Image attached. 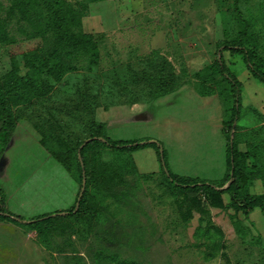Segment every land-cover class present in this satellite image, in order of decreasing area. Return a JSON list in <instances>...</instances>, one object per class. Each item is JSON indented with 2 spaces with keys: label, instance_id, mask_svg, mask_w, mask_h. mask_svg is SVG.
Here are the masks:
<instances>
[{
  "label": "rangeland",
  "instance_id": "rangeland-1",
  "mask_svg": "<svg viewBox=\"0 0 264 264\" xmlns=\"http://www.w3.org/2000/svg\"><path fill=\"white\" fill-rule=\"evenodd\" d=\"M59 6L54 30L47 27L55 10L49 0H0V93L10 90L6 107L16 119L0 160L9 210L31 218L75 203L80 178L52 151L74 153L92 135L93 120L116 140L161 142L172 172V163L188 172L211 165L200 179L223 182L228 143L219 106L207 99H222L225 114L231 98L211 65L218 45L236 37L244 21L264 57V0H61ZM71 9L82 15L68 24ZM81 31L92 35V50L73 46ZM225 61L243 82L234 139L248 155L249 190L264 193V83L240 55ZM156 66L172 77V87L185 86L172 103L147 104L156 83L141 79ZM128 103L146 104L128 111ZM99 156L113 173L111 188L87 187L101 209L94 225L75 216L52 231L0 223V264H264L260 208L247 219L214 207L204 193L175 188L152 146L132 154L102 146ZM223 201H230L227 193Z\"/></svg>",
  "mask_w": 264,
  "mask_h": 264
},
{
  "label": "trees",
  "instance_id": "trees-1",
  "mask_svg": "<svg viewBox=\"0 0 264 264\" xmlns=\"http://www.w3.org/2000/svg\"><path fill=\"white\" fill-rule=\"evenodd\" d=\"M55 10L51 13L48 28L59 30L61 24L59 19L53 22L54 18L59 17L61 0H49ZM86 3H93L103 0H84ZM64 18L69 21L68 24H73L82 13L71 9L67 11ZM48 21V20H46ZM245 24L238 35L232 39L226 40L218 45L216 50L217 60L212 63L211 68L214 72L222 75L223 90L228 93L231 99V104L225 108L224 114V131L227 135V169L228 172L220 184L207 182L200 178L181 176L174 172L169 167L167 154L161 142L155 140H116L105 134V123L97 121L90 122L92 135L78 142L75 152L52 151V156L62 164L69 172L76 173L80 178L81 187L78 192L75 203L66 210H58L52 213H46L39 216L25 218L22 215L16 214L9 210L5 192L0 186V222L12 225H26L32 229H45L47 231L56 230L62 221L69 216H75L81 221L87 222L89 225H94L96 219L100 215V207L89 193L87 187L91 185L104 188H111L112 170L100 162V150L102 146H106L113 151L132 154V152L152 146L156 149L160 162L162 173L165 178L177 189L185 192H198L208 195L214 207L224 209H232L234 213H242L245 218L256 209L260 208L264 213V193H251L248 182L251 179L252 173H246L245 162L248 155L241 154L237 149L236 128L242 108V91L243 82L237 77L234 71L230 69L225 61V55L233 57L240 55L244 61L247 70L251 75L264 83V57L258 51L257 47L250 41L249 23ZM82 32V31H81ZM92 35L82 32L79 36L74 37L73 46L87 47L89 50L93 48L91 45ZM155 74H150L146 78L143 75V80H151L156 83L155 91H150V99L157 98L161 95L174 91L172 87V77L167 76L164 67L155 68ZM170 77V78H169ZM169 79V81H168ZM129 81L130 79H126ZM147 82V81H145ZM150 83V82H149ZM127 86L126 84H124ZM160 85V87H159ZM0 93V157L4 154L8 144L10 143L16 127V119L7 110V101L5 95ZM96 95H91L90 99H96ZM82 99V98H81ZM229 127V132L225 130V126ZM227 193L230 196V201L225 204L223 194Z\"/></svg>",
  "mask_w": 264,
  "mask_h": 264
},
{
  "label": "crops",
  "instance_id": "crops-1",
  "mask_svg": "<svg viewBox=\"0 0 264 264\" xmlns=\"http://www.w3.org/2000/svg\"><path fill=\"white\" fill-rule=\"evenodd\" d=\"M183 87H185V86H181L180 88H178V89H176V90H174V91H171V92H169V93H166V94H164V95H161V96H159V97H157V98H153V99H150L151 101L149 102V103H147V104H154V103H156V102H159V104L160 103H165V104H168V103H172V102H174V95L173 94H177L178 92H180V90L183 88ZM191 87H194V86H191ZM174 99V100H173ZM205 101H206V99H205ZM207 101H208V103L209 102H211V103H215V104H217V106H219V120L221 121V123L220 124H218L219 125V128L221 129V131H222V133L225 135V138H226V140H227V137H226V133H225V131H224V122H223V120H224V109H223V102H222V99H207ZM212 101H214V102H212ZM146 103H139V104H135V105H131L130 103H128L127 105H126V109L128 110V111H133L134 110V108H137L139 105L141 106V105H145ZM144 117H146V116H144ZM128 117L126 118V120L128 121ZM123 119H119V120H117V121H122ZM116 121V122H117ZM131 121H132V119H131ZM115 121H113V123H114ZM12 139H13V137H12ZM12 139H11V141H10V143L8 144V146L11 144V142H12ZM8 146H7V148H8ZM227 146V145H226ZM7 148H6V150H7ZM5 150V151H6ZM4 155H2L1 156V158H0V160H4ZM158 158V157H157ZM198 160L200 161L201 159L200 158H198ZM172 168H173V170L178 174V175H183V176H189V177H195V178H200L201 176H202V173H204V172H202L203 170H208V168H211L212 169V166L210 165V166H206V167H204L202 170H201V172H200V170H196V169H193V170H191V169H189V171L190 172H188V171H186V170H181V168H177V166H173V163H172V166H171ZM199 168V167H198ZM174 172V173H175ZM76 201V200H75ZM1 223V222H0Z\"/></svg>",
  "mask_w": 264,
  "mask_h": 264
}]
</instances>
